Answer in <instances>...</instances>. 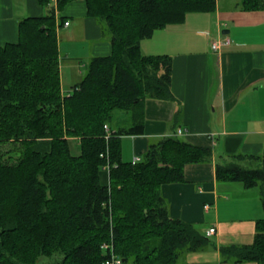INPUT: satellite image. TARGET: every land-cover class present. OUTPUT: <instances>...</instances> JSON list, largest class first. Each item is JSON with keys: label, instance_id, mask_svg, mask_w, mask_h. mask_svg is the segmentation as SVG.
Listing matches in <instances>:
<instances>
[{"label": "trees", "instance_id": "trees-1", "mask_svg": "<svg viewBox=\"0 0 264 264\" xmlns=\"http://www.w3.org/2000/svg\"><path fill=\"white\" fill-rule=\"evenodd\" d=\"M69 1L56 0L54 9L38 0L47 12L21 18L17 40L0 44V264H37L41 256L43 264H106L111 254L121 264H177L210 239L170 216L160 186L182 181L183 166L211 160L212 151L170 134L132 163L121 158L119 137L143 133L146 98H174L170 56L142 53L140 40L189 11H213L215 0H84L111 51L91 57L62 95L55 13ZM240 6L264 9V0ZM115 110L130 113L126 126H110ZM70 136L78 139L77 155ZM230 156L215 162L216 178L256 186L263 215L251 243L218 247L220 261L264 264V156ZM246 158L257 166L244 165Z\"/></svg>", "mask_w": 264, "mask_h": 264}, {"label": "crops", "instance_id": "crops-1", "mask_svg": "<svg viewBox=\"0 0 264 264\" xmlns=\"http://www.w3.org/2000/svg\"><path fill=\"white\" fill-rule=\"evenodd\" d=\"M240 2L215 0L213 11H189L182 22L155 29L139 44L144 54L170 56L174 98L143 101V133L119 137L121 158H140L150 142L178 128V137L212 151L211 160L186 163L182 181L160 186L171 217L204 234L214 227L207 235L210 244L185 253L177 264H256L221 262L218 252L220 245L251 243L255 221L263 215L256 186L215 176V162L231 160V154L264 156V9L243 10ZM47 10L38 0H0V44L17 40L21 18ZM55 25L60 90L67 95L89 59L109 54L111 46L84 0H71L56 11ZM224 35L230 43L214 51L210 41ZM67 140L70 152L79 154L78 139ZM108 177L100 169V182L107 183Z\"/></svg>", "mask_w": 264, "mask_h": 264}, {"label": "built area", "instance_id": "built-area-1", "mask_svg": "<svg viewBox=\"0 0 264 264\" xmlns=\"http://www.w3.org/2000/svg\"><path fill=\"white\" fill-rule=\"evenodd\" d=\"M53 3V7L54 9L56 8V0H51ZM55 4V5H54ZM68 21H65L64 24H67ZM230 43V38L226 35H224L221 39L219 38H215V39H212L210 41V46L211 48L214 50V51H217L222 45H225V44H228ZM104 129H105V139L107 140L109 138V129L107 127L106 124L103 125ZM181 133V129L178 128L177 130H175L173 132L174 135H178ZM105 154L104 153H101L100 156H104ZM139 158L134 156L132 159H131V162L134 163L138 160ZM109 166L110 164L108 162H106L103 166V169H106L108 170L109 169ZM207 205H205L206 207ZM214 231V227H210L206 230V235H209L211 234L212 232ZM105 245V244H103ZM106 264H121V260L119 257L115 256L114 254H111L110 258L108 260H106Z\"/></svg>", "mask_w": 264, "mask_h": 264}, {"label": "rangeland", "instance_id": "rangeland-1", "mask_svg": "<svg viewBox=\"0 0 264 264\" xmlns=\"http://www.w3.org/2000/svg\"><path fill=\"white\" fill-rule=\"evenodd\" d=\"M224 0H219V2H223ZM228 1V0H226ZM54 2L51 1V4L50 5H53ZM55 5V4H54ZM63 10V9H62ZM61 10V11H62ZM129 120H130V113L127 112V111H124V110H115L113 113H112V116H111V119L109 121V124L111 127H115V126H118V125H123V124H127L129 123ZM71 137V136H70ZM70 137H67V139H69ZM68 141V140H67ZM78 143V142H77ZM70 145H74L73 143L70 142ZM76 146V145H74ZM2 150L6 149V144H3L1 146ZM76 149V147H75ZM244 165H247V166H250V167H255L257 166L256 162L253 161V162H245ZM48 259L44 256H41L39 259H38V263L37 264H43L47 261Z\"/></svg>", "mask_w": 264, "mask_h": 264}]
</instances>
